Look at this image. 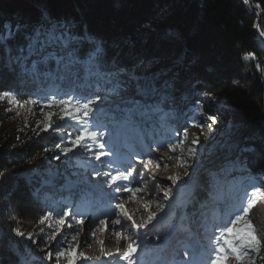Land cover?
Returning <instances> with one entry per match:
<instances>
[{
  "label": "trees",
  "instance_id": "obj_1",
  "mask_svg": "<svg viewBox=\"0 0 264 264\" xmlns=\"http://www.w3.org/2000/svg\"><path fill=\"white\" fill-rule=\"evenodd\" d=\"M248 3L253 11L246 8L243 0H53L54 10L81 14L92 31L106 38L131 36L137 28L150 22L154 27L177 30L183 35V42L164 50L165 63L170 65L185 54L187 62L179 69L174 100H170V106L157 120L174 134L176 127L169 125V119L179 117L183 119L184 128H190L200 121H204L206 126L210 123L206 120L207 115L218 113L219 119L227 121L228 125L233 119L243 120L244 134L253 135L259 140L261 133H264V120L261 119L264 117V46L260 44V33H257L254 24L258 18L260 32L264 31V0H248ZM166 5V15L161 19ZM27 6L28 0H0V12L7 15L25 11ZM148 47L151 48V45ZM204 90L220 97L221 102L214 103L205 98L202 95ZM0 91H11L15 97L12 103H9L8 97L0 99V141L10 138L6 135L7 130L11 129L15 144L22 142L20 151H12L8 156L0 155V180L4 183L0 187V262L70 264L71 260L72 264L77 258L71 250L58 260L55 256L51 260H44L45 251H41L44 246L41 237L46 239L51 231L57 230L55 225L58 219L66 221L62 212L74 210V200L62 197L64 194L61 191L67 188L68 183L63 189L56 188L57 191L51 192L47 186L33 185L30 181L42 174L43 169L50 168L54 172L57 168H65L66 158L57 161L49 157L62 151L67 145L69 133L73 138L78 134L80 125L66 113L71 112L79 115L80 120L85 119L82 111L77 114L75 100L94 98L93 93L97 90L90 88L86 81L55 76L40 80L21 79L0 70ZM68 96L74 100L61 106L59 101ZM45 97L55 98L53 104L48 105ZM28 98L39 102L17 106V101ZM197 101L200 103L197 104ZM225 103L230 106L229 110L223 107ZM105 107H99L94 117L90 114L87 125L90 130L104 132L106 126L119 128L110 112L109 115L102 113ZM61 115H65L64 120L59 118ZM45 124L51 125L46 131ZM228 125L223 127L219 138L226 134ZM101 139L98 142L87 140L86 143L99 151L96 145L101 143ZM183 143L181 141L178 145ZM56 145H60V148ZM45 148L49 150L47 153ZM71 162L76 165V171H89L87 168H90L94 174L97 169L95 161L79 160L72 156ZM263 181L264 171L254 172L253 169L238 171L227 177L214 186L203 219L186 218L183 227L179 221L173 224L176 204L171 217L161 220L156 229L143 233L135 241L139 247L134 257L141 264H149L160 249H166L168 255L164 260L171 264L175 249L183 252L188 248L193 251V260L199 254L207 260L214 255L213 242L216 237L228 235L223 232V227L210 228L218 220V209L210 208L216 204V200L226 199L227 205L228 201L231 204L226 210L231 211V220L234 219L240 214L242 206L247 205L254 186L262 189L261 193L255 195V201L257 196H264ZM196 187L197 184L192 190ZM175 189L178 196L186 192L182 188ZM199 195L204 196L203 193ZM43 216L48 218L41 224ZM248 217L249 214L245 219ZM231 220L225 226L230 225ZM16 228L26 235L33 234V239L38 243L32 244L28 239L16 235L13 231ZM235 229L246 230L244 222H238ZM13 235L15 242L11 239ZM66 236L70 237L71 234ZM220 242H223L222 239ZM48 243L51 250L65 248L53 241ZM259 247V253L253 254L255 264H259L263 260L261 257H264L263 243ZM160 260L161 256L154 264ZM230 260L236 264L231 257L224 264H229ZM125 264L128 262L125 261Z\"/></svg>",
  "mask_w": 264,
  "mask_h": 264
},
{
  "label": "snow or ice",
  "instance_id": "obj_2",
  "mask_svg": "<svg viewBox=\"0 0 264 264\" xmlns=\"http://www.w3.org/2000/svg\"><path fill=\"white\" fill-rule=\"evenodd\" d=\"M244 3L247 4L248 0H244ZM166 9L167 5L162 10L161 19L166 15ZM260 35L264 36V31H261ZM183 39V35L177 30L154 27L151 22L137 28L131 36L106 38L92 31L81 14L54 10L53 0H28L25 11H18L11 15L0 12V70L10 72L21 79L40 80L55 76L86 81L90 88L97 90L93 93L94 98L82 97L75 100L77 114L82 111L85 119L80 120L79 115H73L71 112L66 113L80 125L78 134L73 138L69 133L67 145L58 155L53 154L49 157V159L57 161L66 158L65 168L63 170L57 168L54 172L50 168L43 169L41 170L42 174L33 177L30 183L63 189L72 177L81 175L76 171V165L71 162L75 151L80 149L88 152L89 155H94L101 168L111 169L113 161L101 159L114 154L111 149L108 152L93 151L86 143L87 140L98 142L105 135L102 131H92L87 127L90 114L94 117V113L99 110V107L106 106L117 125L147 127L153 124L170 106V100H174L178 87L179 69L184 67L187 62L185 54L170 65L166 64L167 58L164 55V50L169 46L181 44ZM149 44L151 48L148 47ZM202 95L214 103L221 102L220 97L214 96L207 90H204ZM5 97L9 98V103H12L15 98L11 91H0V99ZM44 99L48 105H52L55 100V98L47 97ZM73 100L72 96H68L66 99H61L59 103L64 106ZM38 102L28 98L17 101V106L24 107ZM196 103L199 104L200 101ZM223 107L225 110L230 109L226 103ZM59 118L64 120L65 115H61ZM261 119L264 120V117ZM206 120L210 122L206 126L214 135L215 128L213 126L219 124L218 113L207 115ZM194 126L203 130L205 122L200 121ZM244 126L243 120L233 119L228 125L226 134L211 149L207 158L204 159V163L200 165L199 172L195 173L197 187L185 192L184 198L176 206L174 225L179 221L180 226L183 227V220L189 217H195L197 220L203 219L214 186L227 177L242 170L264 169V133H261L257 140L253 135L244 134ZM50 127V124H45L44 130L46 131ZM192 143L197 145L200 142L196 138ZM106 144L107 141H104V143H97L96 146L103 149ZM56 147L60 148V145H56ZM169 148L170 151H174L171 145ZM44 151L47 153L49 150L45 148ZM195 151L194 148L189 149V152ZM181 166L186 165L182 164ZM132 167V165H128L123 171H118L116 174L103 172L104 177H109L106 183L113 187L116 193L135 195L141 192L142 188L130 185L134 182L139 184L140 181L136 180V176L143 179L145 173L136 170L134 176L133 172L129 171V168ZM145 167L147 166L145 165ZM93 175L99 177L100 169H96ZM193 175L194 173L189 169L185 172L188 180H182L179 176L169 177V179L172 181V185L180 189L192 180ZM86 179H91V177H86ZM118 181H127L128 183H118ZM178 181L180 184L177 183ZM261 191L260 186L253 187L247 205L242 206L240 214L231 220L230 225L223 227V232L228 235L216 237L213 242L215 244L214 255L209 256L204 264H224L228 257L234 259L236 264H255L253 254L259 253L262 240L255 233L253 221L245 219V217L248 216L250 209L255 204V195ZM199 193H203L204 196L201 197ZM169 197L175 198L173 189L166 187L164 198L168 200ZM112 198L116 199V197ZM115 208L119 211L115 213L116 218L111 220L113 225H121L126 219L132 221L134 229L139 230L145 228L156 218L155 213H150L146 221L136 224L132 215L125 210L124 204L117 203ZM68 215L69 212H62V216ZM47 218V216H43L40 223L43 224ZM240 221L244 222L246 230L235 229L234 231ZM57 223L64 225L65 221L61 218L57 220ZM101 223L103 224L104 221L102 220ZM77 224L82 225L83 220H77ZM68 227L70 228L71 225L69 224ZM13 231L16 235L31 241L32 244L38 243L33 239L31 233L26 235L19 228L13 229ZM43 231L42 228L41 233ZM57 235L58 230H53L46 239L41 237L44 244L41 251H45L44 260H51L53 256L58 260L69 252V249L66 248L50 249L49 241L59 243ZM101 243L103 244V242ZM138 247L139 245L135 241L129 243L127 250L119 256V259L127 261L128 264H141L134 257ZM160 253L161 260L158 264H168L164 260V257L168 255L166 249H160ZM174 253L171 264H195L192 258L193 251L188 248H185L183 252L175 249ZM104 256L108 258L113 257L114 254L105 252ZM80 257L87 259L83 253H80Z\"/></svg>",
  "mask_w": 264,
  "mask_h": 264
},
{
  "label": "rangeland",
  "instance_id": "obj_3",
  "mask_svg": "<svg viewBox=\"0 0 264 264\" xmlns=\"http://www.w3.org/2000/svg\"><path fill=\"white\" fill-rule=\"evenodd\" d=\"M260 37V43L262 46H264V36L260 35ZM102 113H107V115H109L107 107L103 109ZM178 116H180V110ZM168 123L169 125L176 127V133L172 134L168 130L166 135L163 134V137L161 138L160 143L163 145L162 148L156 146L152 148L148 145L147 153L139 157V159L146 162L144 164L147 167H145L143 164H139L137 168L138 170L143 171L145 176L143 179H141L140 176H137L136 180L140 181V183L136 184L134 182L132 185H130L132 187H140L143 189L141 192L135 195L132 193H121V195H116L117 193L113 191V187H110L106 183L109 177L103 176V172L106 171L105 168L107 167L101 168L100 164L95 160L94 155H89V153L83 149L75 151L74 158H78L79 160L82 159L86 161H95L97 169H100L101 171V175L99 177L94 176L90 168H87L89 171H77L81 175L72 177L67 182L68 188L61 191L64 194L62 197L66 200L69 198L74 200V194H77L78 197L80 192L83 193L88 190L89 185L98 184L104 190L103 194H106L110 200L108 204H106L108 207H101V210L104 209V212L99 213V218H97V221L90 222L91 215H98L96 212L89 214L90 208L92 207V203L89 201L93 200L92 196L88 197L87 203L90 205L87 211H85L81 205L75 206V208L78 210V214H71L70 211H67L69 212V215L65 216V224L55 225L56 229L58 230V235L60 234L61 236L57 237V241H59V243L54 242V244H59L60 246L72 251L74 256L77 258V260L72 262V264H125V261L120 260L119 256L127 250L128 244L138 240L140 236L143 235V233H147L148 231L156 229L161 220H167L169 217H171L174 206L184 198V195H177V191L175 189L177 187L172 185V181L169 179V177L179 176L182 178V180H188V177L185 176V172L191 169V171L194 173L192 180L188 181L187 185L181 187L182 189L186 190V192L191 191L196 185L197 177L195 173L199 172L200 165L204 163V159L207 158L211 149L217 144V140L222 138H219L218 136H220L223 127L228 125L227 121L219 119V124L213 126L215 128V133L212 135V132L206 126L203 128V130L196 126L184 128L183 119L179 117H175L174 120L169 119ZM157 124L164 127V125H162L158 120H156L152 125L157 126ZM119 127L121 128L116 129L113 132H110L114 129L113 126H106L104 128L105 135L102 137L101 143L107 141V144L99 151L108 152L111 149V152L114 154L104 156L101 158L102 160L107 161L113 158L114 155L119 154L121 148L117 144L120 142V134H122V132L123 134L127 135H133V131L136 132L138 130L140 132H144L142 130L144 127H126L125 125H119ZM8 135L10 136L9 139L7 138L4 141H0V155L8 156L12 153V151H20V148L22 147V142L15 144V137L11 129L7 130L6 136ZM110 136L115 137L111 139ZM196 138L199 139L200 143L193 145L192 141ZM125 140L128 141V139ZM207 140H210L211 142L205 143ZM181 141L184 143L180 146L178 143ZM170 145L174 151H170ZM190 148H194L196 151L189 152ZM92 150L98 151L94 149ZM177 157L181 158L178 159ZM147 160L149 162H147ZM182 164H185L186 166L182 167ZM193 165H195V167H193ZM259 170L264 171V169L260 168L253 169L254 172ZM86 177H91V179H86ZM177 183L180 184V181ZM3 184V181L0 180L1 188L4 186ZM262 185L264 187V181L262 182ZM166 187H171L173 189L175 198L169 197L168 200L164 198V191ZM48 189H51L52 192L56 190V187H48ZM112 196L116 197V199H113ZM96 199H99V196H97L95 200ZM80 200H86V197L80 198L79 196L78 201L81 202ZM117 203L124 204L125 210L132 215L136 224H141L146 221L150 213H155L156 218L151 223L147 224L145 228L139 230L134 229L132 227V221H128L126 219L123 220L121 225H113L111 224V220L116 218L115 213L119 211V209L115 208ZM145 205H147V208H145ZM161 205L164 207L161 208ZM215 207L218 209V224L224 227L231 220V211L229 210L225 212L224 208L231 207V204L228 201L227 205L226 199H222L220 202L216 200V204L210 209ZM223 213L224 218L221 220L220 218ZM248 219L253 221L255 225V233L261 238L264 245V207L259 204L257 205L256 202L253 210L249 213ZM77 220H83V224H77ZM102 220L104 221L103 224L101 223ZM69 224L71 225L70 228L68 227ZM211 227L215 228V225L211 224L210 228ZM6 231L7 229L4 230V232ZM1 232L2 229L0 228V233ZM67 234H71V236L64 237ZM11 239H14L15 242L14 235L11 237ZM101 242H103V244ZM96 248L98 250H95ZM105 252L113 253L114 256L105 258ZM80 253H83L87 259L80 257ZM229 264L235 263L233 260H230ZM259 264H264V259L259 261Z\"/></svg>",
  "mask_w": 264,
  "mask_h": 264
},
{
  "label": "bare ground",
  "instance_id": "obj_4",
  "mask_svg": "<svg viewBox=\"0 0 264 264\" xmlns=\"http://www.w3.org/2000/svg\"><path fill=\"white\" fill-rule=\"evenodd\" d=\"M260 32V29L258 30V33ZM261 44V43H260ZM262 46V45H261ZM263 47V46H262ZM264 48V47H263ZM150 130H156V129H154V128H151ZM67 188H68V184H67ZM66 188V189H67ZM65 189V190H66ZM262 198V201L261 202H259V204L261 205V206H263L264 207V197H261ZM97 218H99V214L97 215H91V219H90V222H92V221H97ZM95 250H98L97 248L95 249ZM202 263H203V261H202ZM201 263V264H202Z\"/></svg>",
  "mask_w": 264,
  "mask_h": 264
},
{
  "label": "water",
  "instance_id": "obj_5",
  "mask_svg": "<svg viewBox=\"0 0 264 264\" xmlns=\"http://www.w3.org/2000/svg\"><path fill=\"white\" fill-rule=\"evenodd\" d=\"M244 1V0H243ZM246 8L249 10V11H253L252 7L250 6V3H247L245 4ZM255 28L257 30V33H258V30H259V24H258V18L256 19L255 21ZM260 33V32H259Z\"/></svg>",
  "mask_w": 264,
  "mask_h": 264
}]
</instances>
